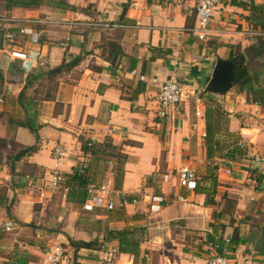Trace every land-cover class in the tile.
<instances>
[{
  "label": "crops",
  "instance_id": "0c3cea01",
  "mask_svg": "<svg viewBox=\"0 0 264 264\" xmlns=\"http://www.w3.org/2000/svg\"><path fill=\"white\" fill-rule=\"evenodd\" d=\"M63 1L75 11L45 4L6 9L0 0L2 14L46 21L39 26L38 43L28 36L21 38L18 47L31 55L25 63L11 59L0 48V74L4 78L18 75L4 79L3 84L13 107L19 110L13 99L23 86L25 71L57 66L75 54L82 58L57 78L54 96L38 105L39 149L15 161L13 173L11 160H0V190L9 203L12 200L9 212L0 201V218L13 223L12 230L0 231V264L7 263L16 243L22 244L17 229L31 233L38 242L48 238L66 243L63 234L77 229L86 236L83 240L99 236L101 243L105 226L134 229L137 258L120 252L118 241L111 239L98 249H78L73 260L66 256L65 264H205L213 254L225 255L233 263L249 257L264 264V251H254L264 227V164H255L256 157L264 158V104L255 106L241 94L235 101L230 94L203 93L217 57L230 58L232 48L244 49L261 34V21L250 17L251 11L239 2L264 5V0H222L203 40L189 31L195 26L192 0H146L136 15L138 20L128 15L130 0ZM79 18L86 19V38L71 24ZM67 35L70 45L63 50L58 39ZM170 76L186 94L175 120L157 113L159 86ZM211 97H218L228 112L230 131L240 133L245 128L248 132L243 136L247 154L233 160L230 175L206 169L204 103ZM5 100L0 110H8ZM9 130L0 119V137ZM80 138L119 149L123 157L109 156L102 182L117 197L132 195L138 200L124 207L126 218L122 220H108L104 209L87 212L92 216L88 221L103 223L99 235L91 227L78 228L81 213L66 201L62 189H46L44 197L39 195L53 172L70 173L89 159ZM14 140L28 145L34 143V136L17 127ZM56 145L69 151L66 157L54 158ZM224 161L219 159L220 168L226 166ZM182 167L196 171L195 188L177 184ZM165 174L168 178L163 180ZM156 193L164 202L154 211L148 198ZM24 247L40 257L29 264H41L44 249ZM111 248L117 251L108 262L104 258Z\"/></svg>",
  "mask_w": 264,
  "mask_h": 264
},
{
  "label": "trees",
  "instance_id": "16d2710c",
  "mask_svg": "<svg viewBox=\"0 0 264 264\" xmlns=\"http://www.w3.org/2000/svg\"><path fill=\"white\" fill-rule=\"evenodd\" d=\"M5 2V8L11 9L12 7H39L42 4L58 7L61 9H70L75 11V7L63 0H2ZM240 5L248 7L251 11L249 15L252 18L261 21L260 27L264 30V5L255 4L251 2L246 5L239 2ZM125 13V12H124ZM123 13V14H124ZM1 43V32H0V48ZM236 50V48H238ZM264 51V41L257 40L255 43L248 45L244 49H240V46L232 48L230 52V58L236 61L235 66V81L234 86L237 85L242 94H244L247 101L258 103L259 105L264 104V90L259 86L258 72L251 71L248 67V63L252 59H258L262 56ZM120 54H122L120 52ZM81 55H71L70 59L63 60L59 65L47 68L45 70H37L36 67L25 71L26 75L24 83L15 100L16 105L19 106L18 115L11 114L7 110H0V119L2 123L9 126V129H15L17 127H24L34 136V143L24 145L11 139L14 148V154L11 159L10 171L14 172L15 161L20 160L25 155H30L39 149V129L41 124L38 121L39 116V104L43 100H49L54 96V91L57 85V78L64 72L69 71L81 61ZM111 63H114V59H111ZM47 81L48 84L53 85V91H49L48 87L45 88L44 92L38 96V87L43 84V81ZM8 99L7 95L4 96L5 104ZM10 99V98H9ZM12 101H10L11 103ZM205 136L204 145L206 152L207 171L212 173L218 170L220 164L219 159L239 160L247 154V146H241V136L239 133L230 131L227 126L228 123V112H226L223 106L213 99H208L205 103ZM6 116L5 120L4 117ZM80 145L83 152L90 155L87 160V166L81 173L76 166L72 172L63 173L64 178L61 181V188H66V201L75 208L77 211L82 210L81 206L86 196V188L90 184L102 183L104 176V164L109 161V156H115L118 159L123 157V154L116 148V146L105 145L100 143H94L88 138H80ZM218 159V160H217ZM121 168H118V175L120 174ZM261 176H263L261 174ZM119 183L116 178V184ZM148 184L152 185V181L148 179ZM157 194V193H156ZM126 197L128 199L136 198L132 195H121L119 198ZM0 201H3L7 211L9 212L10 203L7 200L6 194L1 193L0 190ZM107 214L108 220H122L125 219L124 207H116L112 210H103ZM98 222V221H97ZM27 225V224H22ZM105 239L108 241L116 239L118 241V250L120 252H127L137 258L138 250V239L135 235L134 229H109L104 228ZM2 232V231H1ZM21 239V238H20ZM34 239V240H33ZM22 244L16 243L7 256L6 264H29L30 262L38 261V253L24 247V245H36L40 247L39 240L33 237L32 239H21ZM102 243V241H101ZM97 238L92 240H78L72 242V245L77 250L80 248H99L101 244Z\"/></svg>",
  "mask_w": 264,
  "mask_h": 264
},
{
  "label": "built area",
  "instance_id": "2783aa9c",
  "mask_svg": "<svg viewBox=\"0 0 264 264\" xmlns=\"http://www.w3.org/2000/svg\"><path fill=\"white\" fill-rule=\"evenodd\" d=\"M79 1V0H73ZM146 0H130L128 5V15L132 18L136 17L137 13L141 11L145 6ZM182 1V0H171ZM195 6V26L191 31L198 39L203 40L206 36L208 25L212 20L215 12L219 9V5L222 0H192ZM132 14V15H130ZM45 20L39 17H25L16 18L7 14L0 13V32H1V49L4 50L11 59H17L25 63L31 56L26 51L18 47L21 38L28 36L29 40L33 43H38L41 37L40 25L45 24ZM72 25L80 24L76 21L71 22ZM139 25V23L137 24ZM71 38L69 35L65 36L58 41V46L63 50L67 49L70 45ZM5 93L0 90V104L4 102ZM186 97L184 90L178 83L174 76H170L167 80L161 83L156 95V101L159 106L157 111L158 115L162 118H169L175 120L180 114V104ZM255 106H259L258 103H254ZM264 129V122H263ZM247 129L242 128L240 130L241 146H247L243 136L248 135V132H244ZM68 150L63 145H56L52 154L56 159H62L67 156ZM255 164H264L263 157H256ZM234 165L232 159L226 161V166L218 168L222 170L226 175H230L232 172L231 167ZM87 166V160H82L78 166L79 172H83ZM64 175L60 171H55L51 174L49 180H46L45 187L39 191L40 197H44L46 189L55 191L62 189L66 192V188H61V181ZM168 175H163L162 179L166 180ZM177 184L181 187L195 188L197 182L196 171L192 168L182 167L177 172ZM150 208L154 211L158 210L161 204L164 202V197L159 194H152L149 196ZM137 198L128 199L126 197H116L114 191L108 186V184L102 182L99 184H90L86 188V196L82 203V210L85 212H92L96 209L112 210L116 207H125L130 204H136ZM12 221L10 219L0 218V231L8 232L12 230ZM208 245L213 247V243L209 242ZM117 248H111L104 258L110 262L113 259L114 253ZM66 253L64 247L60 243H55L44 248L42 252L41 264H65ZM205 264H256L252 258L245 257L239 263H233L230 258L222 254H213L206 261Z\"/></svg>",
  "mask_w": 264,
  "mask_h": 264
},
{
  "label": "rangeland",
  "instance_id": "374dc122",
  "mask_svg": "<svg viewBox=\"0 0 264 264\" xmlns=\"http://www.w3.org/2000/svg\"><path fill=\"white\" fill-rule=\"evenodd\" d=\"M76 22L80 23V24H75V28L79 29V31H77L79 34L84 35V38H86V19L85 18H79L76 20ZM65 36H62L59 40H61L62 38H64ZM259 40V41H264V30L261 29V34L257 36V39L254 41V43ZM253 44V43H252ZM238 48H236V50H238ZM241 49V48H240ZM248 67L251 71H257L258 72V82H259V86L264 90V51L263 54L260 58L258 59H252L248 64ZM15 76L18 77V75H7L6 78H4L1 74H0V90H2L4 93H6L7 91H5L3 89V84H4V79L10 80L13 79V77ZM48 87L49 91H53V85L51 83L48 84V82L45 80L43 81V84H41V86H39L38 89V96H40L42 94V92H44L45 88ZM226 94H230L231 99L236 101V98H238L237 96H239V94L244 95L240 92L239 87L237 85H233V87L226 93ZM219 95V94H218ZM224 95V94H223ZM218 97H211V99L215 100L216 102H219L217 100ZM7 103L9 104V106L7 107V112H10L11 114H17L18 115V109L16 107L12 106V102L10 103V99H7ZM205 102V101H204ZM250 103H253L252 101H248ZM220 103V102H219ZM222 105V103H220ZM5 105V104H4ZM239 113V112H238ZM6 116L4 117L5 120ZM244 132H247L244 130ZM240 134V133H239ZM241 136V135H240ZM11 139H14V129H10L8 134L5 137H0V160H11L12 156L14 154V151L16 150L12 144ZM248 149V148H247ZM117 197V196H116ZM80 215H79V221H78V228L80 230L83 231V229H86L87 227H91L92 229H95V231H97V235H99L98 233L102 231V228L104 227L103 223L101 224H96L93 221H88V218H92V216H89L90 213L84 212L82 210H80ZM87 216V217H86ZM89 216V217H88ZM106 227V226H105ZM18 232H16L18 234V237L25 238L27 240L32 239L33 236L31 233L27 232V231H20V229H17ZM14 232L8 233V234H13ZM102 233V237L101 240L104 243V239H105V231L101 232ZM66 237V240L68 243L66 242H61V241H49L47 238L46 239L40 241V249H44L49 245L55 244V243H60L64 249H65V253L66 256L70 255V260L74 259V255L76 254V249L75 247L72 245V242L74 241H78V240H83L86 236H83V234L76 229V231L70 233L69 234H63ZM97 239H99L100 237L97 236ZM94 238H91L90 240H92ZM34 240V239H33ZM101 243V245L103 244ZM35 247V245H33ZM100 248V245H99ZM102 248V246H101ZM8 256V255H7ZM40 259V257L38 258V260ZM72 264V263H71Z\"/></svg>",
  "mask_w": 264,
  "mask_h": 264
},
{
  "label": "water",
  "instance_id": "95a60500",
  "mask_svg": "<svg viewBox=\"0 0 264 264\" xmlns=\"http://www.w3.org/2000/svg\"><path fill=\"white\" fill-rule=\"evenodd\" d=\"M236 61L231 58L217 57L211 77L203 89V93L226 94L234 85ZM254 251H264V227L254 244Z\"/></svg>",
  "mask_w": 264,
  "mask_h": 264
}]
</instances>
